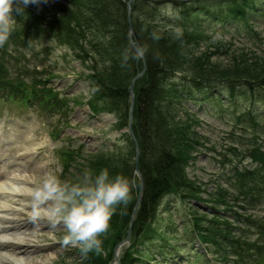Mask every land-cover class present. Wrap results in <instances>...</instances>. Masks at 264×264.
Returning <instances> with one entry per match:
<instances>
[{
  "label": "rangeland",
  "instance_id": "374dc122",
  "mask_svg": "<svg viewBox=\"0 0 264 264\" xmlns=\"http://www.w3.org/2000/svg\"><path fill=\"white\" fill-rule=\"evenodd\" d=\"M52 1L54 5L51 4ZM56 2L57 0H38L28 6L44 12L46 4L50 9L56 10ZM181 3L183 2L162 0V16L178 28L182 27L181 23L188 26L197 24L195 26L212 35V40L230 43L232 48L229 52L224 49L222 55L213 57L217 63L231 64L234 58H238L235 53L254 54L238 58L243 64L264 54V14L253 17L249 13L236 21L231 17L214 19L207 14V10H200L195 17L196 11L192 14L188 3L185 6ZM204 3L211 11L222 4L221 8L227 7L223 0L196 1L194 6L201 7ZM14 19L13 31H23L24 28L30 32L31 37L27 39L22 34L16 38L12 36V31L8 40L15 43H10L6 51L0 47V64L2 60L7 61L6 70L11 79L29 83V92L21 95L14 89V94L10 96L0 94V137L10 139L7 146L0 148V158L3 157L0 163V181L13 179L17 182L28 179L33 184L44 173L52 171L63 180L76 182L86 172L96 175L92 173L91 166L92 163L98 164L95 162L96 156L121 152L112 157L115 159L101 163L102 169L107 165L113 166V161H118L121 155L126 154L127 142L125 144L121 141L122 132L114 126L118 121L114 113L103 108L102 112L95 115L89 110L87 104L94 97L95 87H92L86 76L91 73L88 63L82 62L71 48L53 38L49 31L35 29L34 25L23 21L15 12ZM211 43L215 42L201 44L196 48L195 54L207 49ZM210 49L214 50L215 47ZM36 78L44 83L42 87L32 85ZM187 84L183 81V85ZM218 87L213 84L210 90L207 86L201 91L194 90L198 96L199 93L206 95L209 92L216 95L205 98L201 104H194L196 106L192 107L198 113L194 116L202 122L201 126H194V129L202 136L205 146L202 150L198 149V153L191 152L194 158L186 168L189 177L201 187V196L209 200L205 206L193 200L181 199L178 195L164 198L151 222L153 232L150 239L144 241L143 245L137 242L144 256L140 264L263 263L260 250L254 243L264 237V170L260 172L263 176L261 186L244 200L243 188L236 176L240 171H256L260 168L259 163L251 158L250 152L258 148L264 151V87L251 91L247 88L244 90L241 84L233 96L230 88ZM99 104H103V101ZM180 116L182 122L192 119L189 116L188 120L184 114ZM50 134L53 140L50 139ZM191 138L199 139L197 134H191L189 139ZM28 139H32L34 144L43 143L34 150L31 147L26 149L23 142ZM234 148L239 151L236 152ZM58 152L65 153L66 158L71 160L68 167H62V157ZM6 165L11 166L7 173L4 169ZM7 175H12V178ZM133 179L134 183H142L141 176L135 171V163ZM222 193L226 200L230 201L228 197L234 200V210H224V205L219 204L217 198H221ZM15 209V217L21 223H31L27 233L37 236L34 238L35 247L30 249L32 253L29 252L32 260L38 264H81L85 254L79 247L64 245L65 230L62 225L51 227L46 221H42L40 226L35 227L41 221L32 218L31 208L17 205ZM197 213L205 217L203 232L218 239L217 243L205 242L214 258L213 262L208 261L201 253L203 248L198 243L192 221L193 214ZM214 216H218V222L213 220ZM219 217H228L230 221L225 223L221 218L219 222ZM233 239L238 241L235 244L237 251L231 245ZM134 240L132 238L121 246L120 258ZM47 251H52L53 257L47 262L40 261ZM2 264L12 263L4 260ZM110 264H116L113 255Z\"/></svg>",
  "mask_w": 264,
  "mask_h": 264
},
{
  "label": "trees",
  "instance_id": "16d2710c",
  "mask_svg": "<svg viewBox=\"0 0 264 264\" xmlns=\"http://www.w3.org/2000/svg\"><path fill=\"white\" fill-rule=\"evenodd\" d=\"M126 1L128 0H57L56 10L50 9L47 4L44 12L17 5L21 11L16 14L23 21L29 20L35 29L52 33L62 44L71 48L82 62L88 63L91 73L86 76L96 88L94 97L88 104L95 113L102 112L103 108L114 113L118 120L114 126L119 131L127 128L129 122L130 84L146 63L145 75L138 79L134 86L136 108L133 113V131L141 148L139 168L144 180V191L132 231V238L135 240L122 256V264H138L142 261V256L137 242L143 245V239H150L153 231L151 222L156 217L159 202L172 192L184 199L202 200L201 187L189 177L185 169L193 157L192 153L205 146L202 136L194 129L200 121L192 113L191 106H188L201 104L205 98L216 94L199 93L198 96L194 90L201 91L205 86L210 90L214 84L220 89H223V86L230 88L233 96L241 84L244 90L247 88L251 91L263 87L264 54H259L262 56L246 64L241 63L238 58L242 59L245 55L251 57L254 54L235 53L238 58H234L231 64L217 63L213 57L222 55L224 49L229 52L232 48L230 43L212 40V35L195 26L197 24L188 26L181 23V28L176 24V27L173 26L172 22L161 14L162 0H134L131 2L133 40L145 57L143 60L137 55L129 39ZM172 1H182L184 6L189 4V11L192 14L196 11L195 17L200 10H207V14L214 19L231 17L236 21L245 18L249 13L253 14V17L264 14V0H223L227 4L226 9L221 8L224 5L222 4L215 7V11H211L206 3L195 8L194 3L201 0ZM51 4L54 5V2ZM22 34L26 35L27 39L31 37L30 32L24 28L23 31H13L12 36L18 38ZM209 41L215 43L195 54L197 47ZM10 43L15 42L10 40ZM7 44L8 40L2 46L4 51L8 49ZM211 47L215 49L212 50ZM6 64L7 61L3 60L0 64V91L4 90L8 95L13 94L14 89L21 95L28 93L29 83L10 79ZM183 81L188 84L183 85ZM42 84L44 83L38 78L32 82L37 88L42 87ZM102 101L103 104H99ZM180 114H184L188 120L190 117L192 119L182 122ZM191 134H197L199 139H189ZM122 141L125 144L127 142L126 154L121 155L118 161H113V166L107 165L103 169H108L110 178L123 175L134 182L132 177L135 144L127 131L122 132ZM234 150L237 152L238 149ZM117 152L96 156L95 162L98 164L92 163V173L99 175L103 170L101 163L115 159L112 157L121 154ZM250 156L254 162L259 163L260 168L256 171H240L236 177L242 190L247 186L250 190L257 191L263 178L260 172L264 170V151L260 148L253 149ZM139 188L140 183L136 181L131 187L128 202L116 207L110 228L101 237L103 251L99 254L93 251L84 255L81 264L110 263L114 245L127 235ZM222 194L217 200L231 207V201L226 200L224 193ZM193 221L202 240L217 243V238L203 232V216L195 214ZM231 241L232 247L237 251L235 244L238 241ZM254 244L259 248L263 262L261 264H264V237H260Z\"/></svg>",
  "mask_w": 264,
  "mask_h": 264
},
{
  "label": "clouds",
  "instance_id": "9594fccd",
  "mask_svg": "<svg viewBox=\"0 0 264 264\" xmlns=\"http://www.w3.org/2000/svg\"><path fill=\"white\" fill-rule=\"evenodd\" d=\"M38 0H0V47L14 30L13 5L37 3ZM133 181L123 175L110 178L107 169L93 177L86 172L82 179L70 182L52 171L44 173L25 190L34 220L46 221L49 226L62 225L64 245L79 247L87 255L103 251L101 237L110 228L116 207L130 199Z\"/></svg>",
  "mask_w": 264,
  "mask_h": 264
},
{
  "label": "bare ground",
  "instance_id": "6f19581e",
  "mask_svg": "<svg viewBox=\"0 0 264 264\" xmlns=\"http://www.w3.org/2000/svg\"><path fill=\"white\" fill-rule=\"evenodd\" d=\"M31 142L32 139L23 142L26 149L35 148L43 143L34 144V141ZM31 186L32 183L28 179H21L17 182H14L13 179L0 181V264L4 260L10 261L12 264H38L37 261L31 259L30 254L32 252L30 249L36 245L34 238L37 236L27 233L28 228L13 225L18 221L14 219L17 213L16 205L25 208L29 205V198L25 195V190ZM52 257L53 252L47 251L45 257L40 261L47 262Z\"/></svg>",
  "mask_w": 264,
  "mask_h": 264
},
{
  "label": "water",
  "instance_id": "95a60500",
  "mask_svg": "<svg viewBox=\"0 0 264 264\" xmlns=\"http://www.w3.org/2000/svg\"><path fill=\"white\" fill-rule=\"evenodd\" d=\"M131 1L132 0L127 1L128 2L127 3L128 4V10H129V37H130L132 46L134 47L137 55L139 57H141V58L144 59V55L142 54V52L140 51V49L136 46V44H134V41H133V36H132V33H133V24H132L131 9H130ZM145 72H146V65L144 66L143 70L138 75H136L134 77V79H133V81L131 83V86H130V96H131V99H132V105L130 107L131 108V114H130V123H129V128L128 129H129V131H130V133H131V135H132V137H133V139H134V141L136 143L137 156L139 154V150H138L139 149V145H138V141H137V139H136V137H135V135L133 133V130H132V113H133V108H134V84H135V82L139 78H141L145 74ZM136 170L139 171L138 170V164H137V162H136ZM141 191H142V186H141ZM141 191H140V194L138 196V199H137V203L135 205V208H134L133 212L131 213L132 214V219H131V226H130L129 234L126 237V239L122 242V244L125 243V242H127L129 240V237H130V234H131V230H132V226H133V223H134V218H135V214L134 213L136 212V209H137V207L139 205V202L141 201V197H142V192ZM122 244L119 243L118 245L115 246L114 252H115L116 256H117V249ZM117 260L120 263V261H119L118 258H117Z\"/></svg>",
  "mask_w": 264,
  "mask_h": 264
}]
</instances>
